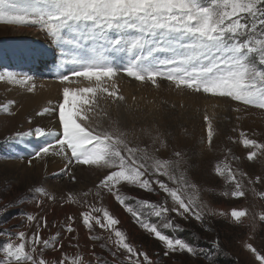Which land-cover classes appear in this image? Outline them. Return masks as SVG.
<instances>
[{
  "label": "rangeland",
  "instance_id": "rangeland-1",
  "mask_svg": "<svg viewBox=\"0 0 264 264\" xmlns=\"http://www.w3.org/2000/svg\"><path fill=\"white\" fill-rule=\"evenodd\" d=\"M27 27L0 23V74L15 73L18 77L31 76L32 82L61 84L57 77L74 66L63 63V59L73 58L77 49L72 43L69 45L70 41L68 47H65L66 43H54L36 25L30 28L37 27L42 39L20 35L18 29ZM8 52L11 59L6 55ZM118 57L122 60L119 61ZM124 59L123 55L117 56L116 62L121 63ZM81 78L72 77V83L79 82L78 89L92 87L97 91L78 98L89 101L88 104H77L80 115L85 117L78 122L117 134L125 133L128 145L141 150L136 156L142 158L148 167L145 178L165 182L186 203L194 201L192 206L201 214V219L171 211L178 208V204L156 184H152L155 191L142 190L135 185H118L125 204L162 234L188 243L195 254L169 251L165 255L168 250L154 233L142 227L111 193L98 189L97 185L109 169L68 165L64 155L34 158L37 147L30 148V143L18 147L21 140L15 139L17 132H28L37 126L47 128L43 124L58 122V117L54 112L46 113L45 117L38 116L37 109L25 115L12 110L17 108V104L10 103L8 95L14 90L10 88L13 83L7 80L0 81V246L10 239L19 243L17 236L20 232L25 233L26 239L31 238L40 226L42 239L57 237L62 244L58 250L43 252L42 258L46 262L59 264L67 257L65 264H73V261L75 264H131V260L136 259L145 264L143 256L130 257L126 250L117 248L115 241L118 238L114 232L101 228L91 219L100 217L105 223L103 210H107L119 221L114 227L124 233L125 242L137 252L146 254L152 264H262L257 256H264V148H246L242 140L252 139L264 145V109L246 106L229 98L176 90L164 80H160V87L156 88L150 83L141 84L123 73L100 82ZM69 84H62L63 88ZM100 87L118 90L125 99L114 101L106 92H101ZM93 100L96 102L92 103ZM61 102L63 94L52 103L45 102L39 109L56 107ZM5 106L9 112L3 110ZM205 116L212 124L211 145L207 142ZM249 152L257 153L252 161L247 159ZM157 159L172 162L169 171L174 179L156 172L153 164ZM65 167L69 169L68 175L61 172ZM217 168L223 175L217 173ZM30 169H36V172L30 173ZM229 170L241 184L245 193L243 197L231 195L236 191V181L226 179ZM41 188L47 195L37 191ZM97 191L101 196L96 195ZM50 192L56 193L57 197ZM143 201H148L149 205H143ZM150 205H163L170 211L158 217L155 211L159 209L154 210ZM93 208L102 211L94 212ZM234 209L245 211L246 215L237 221L231 215ZM84 212L90 213L91 231L83 223L81 214ZM29 215L34 220L29 221ZM45 219L47 227H43ZM69 226L73 231H66ZM249 245L255 252L249 249ZM26 250H30L28 244ZM0 253L2 259L4 254Z\"/></svg>",
  "mask_w": 264,
  "mask_h": 264
},
{
  "label": "snow or ice",
  "instance_id": "snow-or-ice-1",
  "mask_svg": "<svg viewBox=\"0 0 264 264\" xmlns=\"http://www.w3.org/2000/svg\"><path fill=\"white\" fill-rule=\"evenodd\" d=\"M0 23L36 25L45 30L57 44L64 43L66 33L74 37L72 44L77 51L73 58L63 59V63L74 66L57 77L61 84L74 82L72 77L100 82L123 73L141 84L150 83L156 88L160 87L159 81L164 80L176 90L229 98L246 106L264 109V0H0ZM118 55H123L126 59L117 63ZM5 80L27 86L30 93L37 87L35 83H30L33 80L31 76L0 74V81ZM99 90L106 92L114 101L125 99L118 90L109 91L104 87ZM96 91L92 87L78 90L64 87L63 102L37 113L38 116L56 113L60 128L45 129L37 126L28 132H17L15 139H43L44 143L36 149L34 158L50 154L64 155L68 165L109 169L97 185L98 189L111 193L142 227L154 233L166 246L168 251L165 255L169 251L195 254L188 243L162 234L156 226L145 223L137 211L125 204V197L119 194L118 185H135L142 190L155 191L152 184H156L178 204L179 207L171 211L201 219V214L192 206L194 201L186 203L165 182L145 178L148 167L142 162V158L138 159L136 156L141 150L128 145L125 133L117 134L78 122V119L84 120L85 117L80 115L77 104L89 103L87 99L78 98ZM3 110L9 112L6 106ZM204 119L207 125V142L211 145L212 124L207 116ZM241 136L244 134L241 133ZM242 144L246 148H264V145L247 138L242 140ZM256 155V152H249L247 159L252 161ZM176 156L179 157L180 153L177 152ZM153 168L159 175L174 179L169 171L172 162L157 159ZM61 172L68 175L69 169L62 168ZM217 173L223 175L219 168ZM226 179L236 181L230 170ZM72 180L75 181L74 176ZM241 187L236 181V191L231 193L234 198L245 195ZM37 191L47 195L42 188ZM96 195L101 196V192L97 191ZM69 199H73L71 195ZM141 203L149 205L148 201ZM150 206L154 210L159 209L155 211L158 217L170 211L163 205ZM92 211L102 210L93 208ZM81 215L84 225L91 231L90 213L84 212ZM231 215L240 221L246 212L234 209ZM27 219L31 221L34 217L29 215ZM91 219L101 228L114 232L118 238L115 241L117 248L126 250L130 257L143 256L145 264H152L146 254L137 252L125 242L124 233L114 227L119 221L107 210H103L105 223L101 222L100 217ZM39 227L31 238L26 239L25 233L20 232L17 236L19 243L10 239L0 246V252L4 254L0 264H52L42 258L43 252L58 250L62 244L57 237L42 239ZM43 227H47L46 219ZM66 231L71 232L73 229L69 226ZM26 244L30 246V250H26ZM248 247L255 252L251 245ZM112 255L115 258V253ZM66 259L67 257L61 259L59 264H65ZM257 259L264 264V256H257ZM131 264L141 262L136 259L131 260Z\"/></svg>",
  "mask_w": 264,
  "mask_h": 264
},
{
  "label": "bare ground",
  "instance_id": "bare-ground-1",
  "mask_svg": "<svg viewBox=\"0 0 264 264\" xmlns=\"http://www.w3.org/2000/svg\"><path fill=\"white\" fill-rule=\"evenodd\" d=\"M18 30L20 31V35L24 36V34H25V36H27V37H29L31 39H33V38L38 39V40L42 39L41 36L39 35L40 32L39 31H38L39 33L37 32V27L36 28H30V26H29V27H27L25 29L24 28H20ZM43 32L47 33L45 30H43ZM73 39L74 38L70 34L66 33L65 34V41L63 43V44L66 43L65 47H68L67 43L69 41H70L69 45H71ZM42 47L44 49V46H42ZM67 51H68V49H67ZM20 53L21 54L24 53L22 51V49L20 50ZM67 54H68V52H67ZM6 55H7L8 59H11V58H9L10 56H12V55H10V52H8ZM65 56H67V55H65ZM69 56H71V55H69ZM118 56H122V55H118ZM7 57H6V59H7ZM25 60L28 61L29 58H26ZM118 60L120 61V60H122V58L118 57ZM81 79H83V78H81ZM81 81H85V80H80V82ZM30 83H35L37 85V87L34 90V92H31V93L27 91V86H25V85H22V84L18 85V84H14L13 83L12 84L13 86H10V88L14 90V93H12V94H10L8 96L10 97V100L12 101V103H16L17 104L16 105L17 108L16 109L13 108L12 110H17L20 113V115H25V114L31 112L32 110L34 111L35 109H37V111L35 110L36 113L41 112L42 110H40L39 108L42 105H44L46 103H49V102L52 103V102L56 101V99L59 98L60 95L63 94L62 93L63 92V90H62L63 85L59 84L57 82L55 83V82H52V81H45V82H40V81H33L32 82V81H30ZM76 86H80L79 82L78 83H70L68 85V88L73 89V90H77L78 87H76ZM3 89H7V88L4 87ZM20 89H24L25 91H21ZM28 93H30V94L28 95ZM60 100H61V98H60ZM57 104H55V105H57ZM84 111H85V109H83L82 112L84 113ZM32 114L35 115V113H32ZM50 115H52V113ZM42 116L45 117L46 114H44ZM56 116H57V114H56ZM42 118H40V119H42ZM43 126L47 127L45 129H57L58 130L60 128L59 122H56V120L53 123L46 122V123L43 124ZM41 140H43V139H36L34 137H33V139L24 138L23 140H21V142L19 143L18 147H20L24 143H30L29 147L35 149V147L38 148L42 143H44ZM33 167L35 168L36 166H33ZM33 172H36V169H30V173H33ZM50 193L53 194L52 192H50ZM53 195L55 197H57L56 193L53 194Z\"/></svg>",
  "mask_w": 264,
  "mask_h": 264
},
{
  "label": "crops",
  "instance_id": "crops-1",
  "mask_svg": "<svg viewBox=\"0 0 264 264\" xmlns=\"http://www.w3.org/2000/svg\"><path fill=\"white\" fill-rule=\"evenodd\" d=\"M1 254V253H0Z\"/></svg>",
  "mask_w": 264,
  "mask_h": 264
}]
</instances>
